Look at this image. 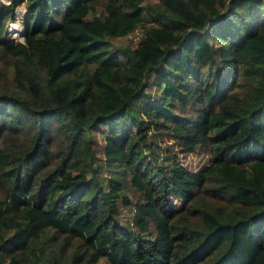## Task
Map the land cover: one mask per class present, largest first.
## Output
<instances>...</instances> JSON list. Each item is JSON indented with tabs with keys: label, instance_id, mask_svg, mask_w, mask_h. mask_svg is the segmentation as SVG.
Wrapping results in <instances>:
<instances>
[{
	"label": "trees",
	"instance_id": "16d2710c",
	"mask_svg": "<svg viewBox=\"0 0 264 264\" xmlns=\"http://www.w3.org/2000/svg\"><path fill=\"white\" fill-rule=\"evenodd\" d=\"M0 79V264H264V0H9Z\"/></svg>",
	"mask_w": 264,
	"mask_h": 264
},
{
	"label": "rangeland",
	"instance_id": "374dc122",
	"mask_svg": "<svg viewBox=\"0 0 264 264\" xmlns=\"http://www.w3.org/2000/svg\"><path fill=\"white\" fill-rule=\"evenodd\" d=\"M146 1H155V0H146ZM22 27V24H21ZM137 31H139V27H136V29H133L132 31L128 32L124 36H114L108 38L109 41H111V46L113 45H129L132 46L135 42V39L137 37ZM5 35V33H4ZM15 39H19L20 36H13ZM214 43H218L217 40H214ZM216 60L215 55L213 56V59L211 62H208L206 65L203 66V73H207L210 70H214L217 66V63H214ZM178 64V63H176ZM180 64V63H179ZM178 64V65H179ZM0 85H2L1 79H0ZM105 127L102 126H95L92 127V133L94 137V146H95V152L98 159H101V149H102V139L105 131ZM169 141H171L170 138H162V140L158 141L160 146H164L165 144H169ZM169 148L171 151L175 152L179 156V160L182 164L187 166L188 168H196L199 165L205 163L208 161L209 155L207 152L203 151L202 149H194L190 151H180L178 146H174L169 144ZM127 193L131 196V199H133V195L135 193L134 189L131 187H126L125 189ZM175 203H178V198H175ZM131 209V203L126 205H121L120 213L118 214V218L120 220H123L127 218L130 214ZM101 262H96L95 264H106L102 260Z\"/></svg>",
	"mask_w": 264,
	"mask_h": 264
},
{
	"label": "built area",
	"instance_id": "2783aa9c",
	"mask_svg": "<svg viewBox=\"0 0 264 264\" xmlns=\"http://www.w3.org/2000/svg\"><path fill=\"white\" fill-rule=\"evenodd\" d=\"M1 3L6 4L9 2V0H0ZM24 4L23 2H20L13 7L14 17L12 20L7 21L6 27H5V36L7 37H13V36H19V29L21 26V18L22 14L24 12Z\"/></svg>",
	"mask_w": 264,
	"mask_h": 264
},
{
	"label": "clouds",
	"instance_id": "9594fccd",
	"mask_svg": "<svg viewBox=\"0 0 264 264\" xmlns=\"http://www.w3.org/2000/svg\"><path fill=\"white\" fill-rule=\"evenodd\" d=\"M1 3V2H0ZM9 3V2H8ZM3 4V3H2ZM7 4V3H6ZM18 4V3H17ZM16 5V4H15ZM9 21V20H8ZM6 24H7V22H6ZM6 24H5V27H6ZM4 33H5V29H4ZM19 36H20V38L19 39H21V37H22V35H21V26H20V29H19ZM7 37V36H6ZM14 38V37H13Z\"/></svg>",
	"mask_w": 264,
	"mask_h": 264
}]
</instances>
